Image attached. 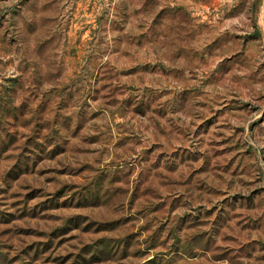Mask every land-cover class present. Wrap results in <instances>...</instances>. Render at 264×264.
I'll list each match as a JSON object with an SVG mask.
<instances>
[{
	"label": "rangeland",
	"instance_id": "1",
	"mask_svg": "<svg viewBox=\"0 0 264 264\" xmlns=\"http://www.w3.org/2000/svg\"><path fill=\"white\" fill-rule=\"evenodd\" d=\"M0 264H264V0H0Z\"/></svg>",
	"mask_w": 264,
	"mask_h": 264
}]
</instances>
